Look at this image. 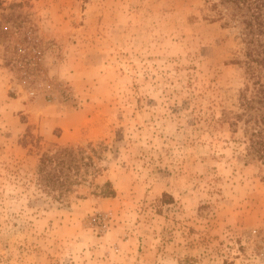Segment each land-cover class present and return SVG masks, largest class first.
<instances>
[{
	"label": "rangeland",
	"instance_id": "rangeland-1",
	"mask_svg": "<svg viewBox=\"0 0 264 264\" xmlns=\"http://www.w3.org/2000/svg\"><path fill=\"white\" fill-rule=\"evenodd\" d=\"M212 1L0 0V264H264V163L229 123L260 70ZM60 146L92 164L55 197Z\"/></svg>",
	"mask_w": 264,
	"mask_h": 264
},
{
	"label": "trees",
	"instance_id": "trees-1",
	"mask_svg": "<svg viewBox=\"0 0 264 264\" xmlns=\"http://www.w3.org/2000/svg\"><path fill=\"white\" fill-rule=\"evenodd\" d=\"M211 7L217 8L225 18V24L233 20L241 25L245 61L250 68L260 70L257 74L252 72L251 92L243 90L239 93V109L233 112L229 123L236 131L240 122L243 131L240 142L247 153L264 163V0H213ZM82 153V146H60L43 152L36 168V182L48 193L56 189L52 194L55 197L71 192L75 184L86 180L81 176V167L92 164L88 162L91 156ZM105 184L110 187L109 181ZM103 194L113 195L114 190L107 188Z\"/></svg>",
	"mask_w": 264,
	"mask_h": 264
},
{
	"label": "crops",
	"instance_id": "crops-1",
	"mask_svg": "<svg viewBox=\"0 0 264 264\" xmlns=\"http://www.w3.org/2000/svg\"><path fill=\"white\" fill-rule=\"evenodd\" d=\"M58 139H61V136L60 137L58 136Z\"/></svg>",
	"mask_w": 264,
	"mask_h": 264
}]
</instances>
